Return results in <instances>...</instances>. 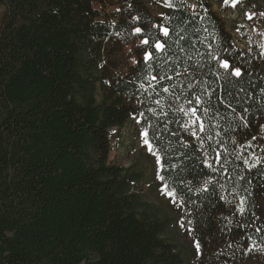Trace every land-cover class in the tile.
I'll return each mask as SVG.
<instances>
[{
  "label": "trees",
  "instance_id": "1",
  "mask_svg": "<svg viewBox=\"0 0 264 264\" xmlns=\"http://www.w3.org/2000/svg\"><path fill=\"white\" fill-rule=\"evenodd\" d=\"M105 2L0 0V264H264V251H247L251 240L264 245V42L228 26L224 0H175L162 16L147 0L95 7ZM240 3L264 13V0ZM165 17L182 29L178 43L155 28ZM135 28L169 45L152 74L175 79L154 90L140 83L155 49L137 44L145 34ZM173 83L178 100L162 91ZM196 95L214 117L203 142L176 111ZM131 121L159 137L161 174L183 201L172 213L146 199L141 172L110 160L112 132ZM180 216L199 253L176 243Z\"/></svg>",
  "mask_w": 264,
  "mask_h": 264
},
{
  "label": "rangeland",
  "instance_id": "2",
  "mask_svg": "<svg viewBox=\"0 0 264 264\" xmlns=\"http://www.w3.org/2000/svg\"><path fill=\"white\" fill-rule=\"evenodd\" d=\"M105 5L104 7L103 4H95V7L104 9L106 12H112L119 8L117 0H106ZM147 5L157 16H162L163 10L166 7L163 1L157 0H147ZM230 8L231 11L226 13L228 26L234 29H237L238 25L244 27L246 33L249 34L247 40L248 44L264 42V27L262 25L263 22H261L263 16L254 12L245 3H240ZM248 13L255 14L251 20L247 17ZM141 42L142 41H138L137 44H141ZM131 49L132 46L127 47V51ZM135 61L136 57H133L131 62L134 63ZM141 133L142 131L139 129L137 123L133 121L127 123V125L119 131L114 130L112 132V152L110 154V160L114 164L141 172L144 176V180L140 183L139 189L145 194L146 199L158 205L166 212L172 213L175 209L177 210L178 207L172 203L170 197L161 193L163 184L158 179L157 157L150 154L147 147L143 145ZM182 216L178 217L175 225V241L186 256H189L190 252L195 254L199 253L200 251L198 252L195 247L196 240L192 228L190 227L189 220ZM182 220L183 226H181Z\"/></svg>",
  "mask_w": 264,
  "mask_h": 264
},
{
  "label": "snow or ice",
  "instance_id": "3",
  "mask_svg": "<svg viewBox=\"0 0 264 264\" xmlns=\"http://www.w3.org/2000/svg\"><path fill=\"white\" fill-rule=\"evenodd\" d=\"M166 6L168 7H174V2L175 0H165ZM225 5H230L232 7H235L238 3L242 2V0H224ZM206 14V13H205ZM198 15V14H197ZM255 14L253 13H248L247 17L249 20H251L254 17ZM261 15H264V13H261ZM136 20H139L140 17H136ZM203 19V17H201ZM171 23V18L170 17H165V23L162 24H157L155 25V28L159 29L160 32L163 34L164 37L169 38V40H174V42L178 43L179 42V32L182 31L179 27L176 29L170 28L166 26V24ZM184 23H191V21L185 20ZM239 30V29H238ZM134 34H145V39L142 40V45L149 46L155 49V54L153 51H146L145 56H144V62H145V73L142 79V82L140 83V87L143 88L145 91L148 90V88H152L153 90L155 89V84L160 83L161 80L165 78L169 79H175L174 77L167 76L166 71H161L160 75H153L152 72L155 70L153 68V64L157 63L158 61L160 63H157V67L163 69V65L167 63L168 59H170L167 56V51L169 45L166 44L165 42L156 40L155 38L153 40H149L147 38V34L145 33V30L142 28H135L134 29ZM211 47V45H209ZM213 59L218 61L219 67L226 70L227 75L229 76H234L236 78H240L244 75V73L241 71L239 68H232V65L228 60H222L219 56H213ZM137 63H139L137 61ZM231 69V71H228ZM181 74V73H178ZM182 75V74H181ZM146 81V84L144 83ZM155 82V84L153 83ZM178 85L176 83H173L171 85V88L165 87L162 89L163 92L169 93L171 98L174 100H178L179 97L176 93L172 91V89H175ZM181 88H183V85H179ZM188 89H191L195 87L194 84H188L187 85ZM262 93H264V89L261 90ZM195 99V106L185 108L183 105L176 109L178 112L184 113L186 117H188L184 127L186 129H193L192 130V135L196 136L198 139H201V142H203V139H208L211 140L212 136L207 135V131L209 129V125L206 124V120H212L214 117L210 115V110L208 107H204L203 105L205 104V101L202 99L201 95H196L194 97ZM155 103L157 105H161L162 101L161 100H156ZM186 103L189 105H192L193 101L192 100H186ZM228 107L231 108V104H228ZM153 113L157 111V109H151ZM234 111V109H233ZM161 113L163 115H167L164 113L161 109ZM143 117V113L141 114ZM216 116H219V113H216ZM146 119V118H145ZM242 123L244 126H247V120L244 116L240 117ZM150 127H145L141 133L142 136V143L144 146L147 147V150L150 154H153L154 156L157 157V163H158V179L163 182L162 188H161V193L163 195H166L172 199V203L174 205H177L179 207L180 205L183 204L182 200L178 199L177 192L175 187H171L169 183L167 182V177L161 173H163L167 165L165 163V157L161 155V149L157 147L153 141L156 139H159V137L155 136L153 133H150ZM264 127V126H262ZM198 129V131L196 130ZM199 133H205V137L201 138L199 137ZM255 139V137L253 138ZM244 147L246 148H251L253 147L251 142H248L247 145ZM253 157L256 160V164H259L261 162L259 157H256L255 154H252ZM256 164L250 165V167H255ZM209 167H211V164H209ZM239 212L243 214L245 212V207L243 200L241 201L240 207H239ZM181 226H183V220L181 221ZM255 231L257 233L261 232V228H256ZM251 240V238L249 237ZM195 247L197 251H200L201 244L199 241L195 242ZM254 250H260L264 251V245H258V243L255 240H251V246L247 249L248 252L254 251Z\"/></svg>",
  "mask_w": 264,
  "mask_h": 264
}]
</instances>
